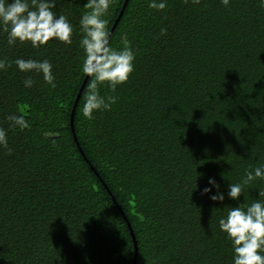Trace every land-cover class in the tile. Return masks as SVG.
Here are the masks:
<instances>
[{"label": "trees", "instance_id": "1", "mask_svg": "<svg viewBox=\"0 0 264 264\" xmlns=\"http://www.w3.org/2000/svg\"><path fill=\"white\" fill-rule=\"evenodd\" d=\"M125 1L112 0L109 31ZM84 3L57 0L55 11L74 26L71 44L8 46L0 33V57L47 58L57 85L34 77L29 89L15 64L0 71V126L11 148H0V264H133L127 222L137 264H232L216 221L237 201L213 202L202 189L214 177L226 192L228 181L264 163V8L258 0H167L158 11L129 0L110 43L127 34L134 72L114 92L100 87L118 98L110 110L88 120L81 96L75 112L88 163L71 128L86 78ZM9 113L24 114L30 128L9 127ZM257 187L264 182L248 190L253 198Z\"/></svg>", "mask_w": 264, "mask_h": 264}, {"label": "clouds", "instance_id": "2", "mask_svg": "<svg viewBox=\"0 0 264 264\" xmlns=\"http://www.w3.org/2000/svg\"><path fill=\"white\" fill-rule=\"evenodd\" d=\"M192 2L199 3V0ZM220 2L228 6L230 0ZM111 3L112 0H86L83 4L85 11L79 19V46L84 52L80 71L87 78L81 112L88 120L93 119L96 112L110 110L118 99L114 95L102 94L100 87L106 84L114 92L134 72L136 54L127 34L120 35L119 46L110 43L112 33L105 16ZM258 5L264 8V0H258ZM56 7L57 0H0V33L6 35L7 45L30 44L36 49L53 40L71 44L74 26L64 14L55 11ZM148 7L164 10L167 0H148ZM165 32L166 29L161 28L160 34ZM12 64L25 74L22 81L25 88L30 89L38 82L34 77L56 88L53 64L49 59L16 57L9 61L0 57V71L7 70ZM4 119L10 122L9 127L21 131L31 126L24 114L9 113ZM0 148L11 153L8 129L2 126ZM258 181L264 182V163L259 162L245 169L238 181H228L226 192L221 190L214 177H208L207 186L202 189V194L213 202L223 204L226 196L237 201V206H224L223 214L216 221L220 232L231 242L232 264H264V187L256 188L258 198L248 192ZM241 196L244 197L243 203H240Z\"/></svg>", "mask_w": 264, "mask_h": 264}, {"label": "water", "instance_id": "3", "mask_svg": "<svg viewBox=\"0 0 264 264\" xmlns=\"http://www.w3.org/2000/svg\"><path fill=\"white\" fill-rule=\"evenodd\" d=\"M128 2H129V0H126V1H125V4H124V6H123V8H122V10H121V12H120V15H119V17L117 18V20H116L114 26L112 27V29H111V31H110L111 33H113V31H114L115 28L117 27L119 21L121 20L123 14H124V11H125V9H126V7H127ZM86 82H87V78H85V80H84V82H83V84H82V86H81V88H80V90H79V92H78V94H77V97H76V99H75V103H74V106H73V109H72V112H71V128H72V132H73L74 140L76 141L77 146H78V148H79V150H80L82 156L84 157V159H85L88 163H90V162H89V159L87 158V156L85 155V153L83 152V150H82V148H81V146H80V143H79V141H78L77 135H76V133H75V124H74V123H75V112H76V109H77V105H78V103H79V101H80V99H81L82 92H83L84 89H85ZM91 167H92V169L95 170V168H94L92 165H91ZM112 197H113L114 202L117 204V201H116L115 197H114V196H112ZM117 205H118V204H117ZM119 209L121 210L123 216H124L125 219L127 220V218H126L125 213L123 212V210H122L120 207H119ZM127 221H128V220H127ZM127 223H128L129 229H130V231H131V234H132V236H133L134 246H135V256H134L133 264H137V261H138V254H139V252H138V243H137V240H136V237H135V234H134V230H133L131 224H130L129 222H127Z\"/></svg>", "mask_w": 264, "mask_h": 264}]
</instances>
